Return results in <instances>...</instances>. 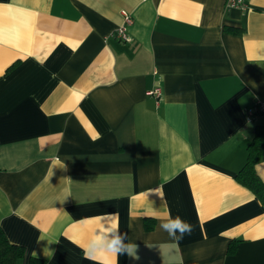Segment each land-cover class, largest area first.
<instances>
[{
    "label": "crops",
    "instance_id": "crops-1",
    "mask_svg": "<svg viewBox=\"0 0 264 264\" xmlns=\"http://www.w3.org/2000/svg\"><path fill=\"white\" fill-rule=\"evenodd\" d=\"M244 1L0 0V233L22 249L14 264H113L83 251L103 214L137 245L118 264H264V207L236 181L264 124L246 114L264 101V0ZM123 11L128 42L112 36ZM255 171L264 180V157ZM169 212L192 234L170 239Z\"/></svg>",
    "mask_w": 264,
    "mask_h": 264
},
{
    "label": "clouds",
    "instance_id": "clouds-1",
    "mask_svg": "<svg viewBox=\"0 0 264 264\" xmlns=\"http://www.w3.org/2000/svg\"><path fill=\"white\" fill-rule=\"evenodd\" d=\"M117 214H103L94 218L100 225L93 230L92 235L87 239L83 251L89 258L102 255L106 258L111 257L113 264H118L121 255H127L133 259H138L137 245L128 240L127 233H122L119 228ZM104 217H110L107 226L102 223ZM79 223H84L80 221ZM160 229L166 232L170 239L179 242L186 235H191L194 226L184 220L180 215L173 217L170 212L165 220H162ZM35 254V253H34Z\"/></svg>",
    "mask_w": 264,
    "mask_h": 264
},
{
    "label": "trees",
    "instance_id": "trees-1",
    "mask_svg": "<svg viewBox=\"0 0 264 264\" xmlns=\"http://www.w3.org/2000/svg\"><path fill=\"white\" fill-rule=\"evenodd\" d=\"M259 115H264V112L252 111L247 113L251 120ZM262 157H264V124L255 127L254 137L246 148L245 163L236 175V181L250 190L264 207V180H261L255 171V165ZM22 253L21 248L8 243L0 233V264H14L22 256ZM29 264H44V262L32 258Z\"/></svg>",
    "mask_w": 264,
    "mask_h": 264
},
{
    "label": "built area",
    "instance_id": "built-area-1",
    "mask_svg": "<svg viewBox=\"0 0 264 264\" xmlns=\"http://www.w3.org/2000/svg\"><path fill=\"white\" fill-rule=\"evenodd\" d=\"M225 8L226 9H245V1L244 0H225ZM132 23L131 16L123 11L122 12V22L121 24L114 30L112 33V36L118 39L120 42H128L129 38L127 35V29L128 26ZM151 94L158 96L159 95V89L156 88L151 92ZM252 111H260L264 112V101L257 100L252 104V107L248 108L246 111L247 113H251ZM249 116V114H248ZM249 119V118H248Z\"/></svg>",
    "mask_w": 264,
    "mask_h": 264
}]
</instances>
